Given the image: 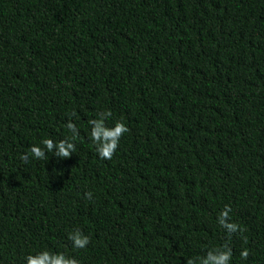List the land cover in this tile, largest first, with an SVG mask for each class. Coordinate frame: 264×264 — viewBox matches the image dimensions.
Segmentation results:
<instances>
[{"label":"trees","instance_id":"obj_1","mask_svg":"<svg viewBox=\"0 0 264 264\" xmlns=\"http://www.w3.org/2000/svg\"><path fill=\"white\" fill-rule=\"evenodd\" d=\"M106 111L129 129L111 160L90 139ZM69 122L71 157L35 159ZM225 245L264 264V0H0V264H199Z\"/></svg>","mask_w":264,"mask_h":264},{"label":"clouds","instance_id":"obj_2","mask_svg":"<svg viewBox=\"0 0 264 264\" xmlns=\"http://www.w3.org/2000/svg\"><path fill=\"white\" fill-rule=\"evenodd\" d=\"M99 119L89 121L92 125L90 132V139L96 146V152L101 159L111 160L119 145L120 138L129 131L128 127L122 120H116L114 126L109 127L105 123L106 118L112 116L111 111L100 113ZM67 129L71 131L70 138L53 141L51 138L41 140L43 147L33 145L30 148L32 156L37 160L47 159L46 153H53L59 158H69L76 151L74 141L79 136V130L75 124L69 122L66 125ZM22 161L27 162L29 157L27 154L20 156ZM92 193L87 192L85 196L87 199H92ZM231 207L225 205L224 210L219 216L220 225L227 230L229 234L236 232H243L244 229L237 223L230 222L229 213ZM72 241V246L75 249H84L89 243L90 238L84 235L81 231L76 230L69 235ZM246 242V238H245ZM249 256V250L244 248L240 252L241 259L246 260ZM232 258V250L227 245L222 248H215L209 250L207 255L199 258V264H229ZM26 264H80V261L73 256L66 255L64 252H51L44 250L35 254H29L26 258ZM187 264H196L193 259H188Z\"/></svg>","mask_w":264,"mask_h":264},{"label":"bare ground","instance_id":"obj_3","mask_svg":"<svg viewBox=\"0 0 264 264\" xmlns=\"http://www.w3.org/2000/svg\"><path fill=\"white\" fill-rule=\"evenodd\" d=\"M155 12H156V11H155ZM130 13H131V11H130ZM133 14H134V12H133ZM135 14H136V13H135ZM130 16H131V15H130ZM136 16H137V15H136ZM149 16H150V15H149ZM154 16H156V13H155ZM147 17H148V15H147ZM147 17H146V18H147ZM144 19H145V18H144ZM155 20H156V19H155ZM146 21H147V20H146ZM153 22H154V21H153ZM151 23H152V22H151ZM144 24H145V23H144ZM149 24H150V22H149ZM142 25H143V24H142ZM149 50H150V49H149ZM138 51H139V50H138ZM141 51H142V50H141ZM141 51H140V52H141ZM134 52H135V51H134ZM142 52H144V49H143ZM148 52H149V51H148ZM144 55H145V54H144ZM142 59H143V58H142ZM140 63H141V62H140ZM154 150H155V149H154ZM154 150H153V151H154ZM150 153H151V152H150ZM97 159H98V158H97ZM96 161H97V160H96ZM95 163H96V162H95ZM98 164H99V163H98ZM98 164H97V165H98ZM95 167H96V166H95Z\"/></svg>","mask_w":264,"mask_h":264}]
</instances>
